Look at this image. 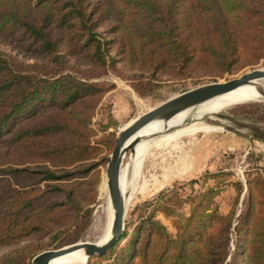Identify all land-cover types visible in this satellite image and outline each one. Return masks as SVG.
Wrapping results in <instances>:
<instances>
[{
  "label": "trees",
  "instance_id": "1",
  "mask_svg": "<svg viewBox=\"0 0 264 264\" xmlns=\"http://www.w3.org/2000/svg\"><path fill=\"white\" fill-rule=\"evenodd\" d=\"M0 46L41 60L0 50V250L12 248L0 264H32L34 247L15 246L56 240L66 231L53 224L80 221L79 192L100 183L94 160L115 148L110 136L95 141L93 118L111 90L95 79L115 72L142 93L164 74L224 76L257 65L264 0H0ZM248 186L238 251L245 264H264V175ZM217 193L190 196L188 215L170 195L147 204L119 264H225L233 214L220 213ZM157 211L175 219V235Z\"/></svg>",
  "mask_w": 264,
  "mask_h": 264
},
{
  "label": "rangeland",
  "instance_id": "2",
  "mask_svg": "<svg viewBox=\"0 0 264 264\" xmlns=\"http://www.w3.org/2000/svg\"><path fill=\"white\" fill-rule=\"evenodd\" d=\"M0 50L10 51L25 62L41 61L39 58L26 57L16 51L13 52L6 47L0 46ZM120 67L127 76L133 75L123 65ZM255 69H264V58L257 65L248 66L231 75L198 73L186 77H175L164 74L154 81L157 83L154 89L149 85L140 87L142 93L135 87L136 80L125 79L121 74L110 72L108 75L95 79L96 82L104 83L111 88L103 97L93 118L95 141L101 140L104 136H110L115 140L111 146L113 147L125 127L161 103L204 85L224 83L238 78ZM194 122L203 125V128L154 147L142 160L138 173L135 169L139 158L134 157L132 151L125 153L122 171L125 172L126 181H130V183L126 182V194L127 196L130 194L129 197H131L126 206V238L118 242L114 253L104 257H91L87 259L86 264H119L120 258L125 254V248L133 247L135 243V229L139 225L142 212L147 214L150 211V208L147 211L144 210L146 205L157 201L162 194L172 197L170 204L177 207L178 213L188 215L190 207L187 199L194 194L203 193L209 187H215L218 192L216 203L220 213L233 214L231 242L225 264H245L240 259L238 251L240 246H243V237H239L236 230L241 225L249 207V180L258 175H264V101L231 106ZM112 152L110 148H104L103 154L94 160L97 165L92 169L91 174H98L100 183L93 191L89 187L83 193L79 192L80 221L73 218L69 228L62 227L59 223L53 224L52 228L55 232L66 231L56 240L51 236L29 237L15 248L31 244L34 247L33 251L39 255L45 251L76 243L99 242L106 231V207L104 206L109 197V193L106 194V170ZM207 174H220V176L206 179ZM129 178H133L134 183ZM237 183L240 184L241 191L237 190L235 185ZM175 190L179 194L180 202L173 195ZM156 219L161 221L172 235H175V219L166 217L161 211L156 212ZM67 234L72 236H66ZM10 249L12 248L1 249L0 256Z\"/></svg>",
  "mask_w": 264,
  "mask_h": 264
},
{
  "label": "water",
  "instance_id": "3",
  "mask_svg": "<svg viewBox=\"0 0 264 264\" xmlns=\"http://www.w3.org/2000/svg\"><path fill=\"white\" fill-rule=\"evenodd\" d=\"M259 80H264V69H255L224 83L216 82L201 86L161 103L125 127L116 140L106 170L107 188L114 211L107 241L104 244L100 243L101 241L97 243L81 242L56 250L45 251L37 255L32 260V264H51L53 260L77 251H82L87 259L95 256L103 257L112 251L125 232L126 204L125 195L121 190L123 156L128 151H134L135 146L140 141V138L136 136L139 131L155 121L167 123L184 111L196 108L214 98ZM259 93L263 95L264 100V92L259 90Z\"/></svg>",
  "mask_w": 264,
  "mask_h": 264
},
{
  "label": "bare ground",
  "instance_id": "4",
  "mask_svg": "<svg viewBox=\"0 0 264 264\" xmlns=\"http://www.w3.org/2000/svg\"><path fill=\"white\" fill-rule=\"evenodd\" d=\"M259 90L264 92V80L253 82L233 92L214 98L196 108L184 111L167 123L160 121H155L150 123L149 125L144 127L141 131H139V133L136 135L138 138H140V141L135 146L133 151L134 157L136 156L137 158H139L138 160L139 163L136 166L135 172L136 173L140 172V168L142 166V160L144 159L146 154L154 147L161 146L170 139H177L181 135H185L194 132L200 128H203V125L199 123H195L194 121H199L201 119L203 120L204 116L221 112L222 110L231 106L240 105L247 102L264 101L263 95L259 93ZM128 175L126 177H128ZM130 175H132V173ZM129 179L132 180L131 178ZM128 181H126L125 179V172L122 171L121 190L123 195H125L126 206L127 204H129L131 199V197H129L130 194H128V196L126 194L127 192L126 182ZM134 181L135 180H132L133 183ZM108 193L109 192L107 188L106 194L108 195ZM104 207H106L105 209L106 231L103 238L100 240L101 241L100 243L103 244L109 238L108 235L114 216V211L111 206L110 197H107V204ZM86 262H87V257L83 254V252L77 251L59 257L53 260L51 264H86Z\"/></svg>",
  "mask_w": 264,
  "mask_h": 264
}]
</instances>
